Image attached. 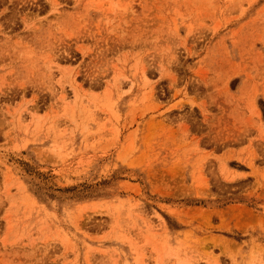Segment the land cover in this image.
<instances>
[{
	"label": "rangeland",
	"instance_id": "374dc122",
	"mask_svg": "<svg viewBox=\"0 0 264 264\" xmlns=\"http://www.w3.org/2000/svg\"><path fill=\"white\" fill-rule=\"evenodd\" d=\"M0 264H264V0H0Z\"/></svg>",
	"mask_w": 264,
	"mask_h": 264
}]
</instances>
